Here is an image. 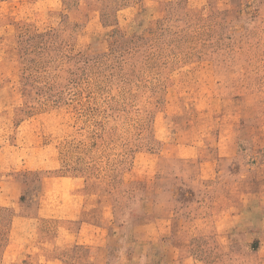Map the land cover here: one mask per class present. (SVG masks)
<instances>
[{"label":"rangeland","instance_id":"obj_1","mask_svg":"<svg viewBox=\"0 0 264 264\" xmlns=\"http://www.w3.org/2000/svg\"><path fill=\"white\" fill-rule=\"evenodd\" d=\"M0 264H264V0H0Z\"/></svg>","mask_w":264,"mask_h":264}]
</instances>
